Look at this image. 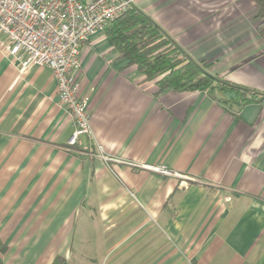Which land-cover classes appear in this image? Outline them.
I'll use <instances>...</instances> for the list:
<instances>
[{
    "label": "crops",
    "instance_id": "1",
    "mask_svg": "<svg viewBox=\"0 0 264 264\" xmlns=\"http://www.w3.org/2000/svg\"><path fill=\"white\" fill-rule=\"evenodd\" d=\"M134 6L212 76L264 94L253 0ZM80 60L93 135L70 147L52 70L20 73L0 47V261L264 264V103L236 112L220 92L156 96L105 32Z\"/></svg>",
    "mask_w": 264,
    "mask_h": 264
},
{
    "label": "built area",
    "instance_id": "2",
    "mask_svg": "<svg viewBox=\"0 0 264 264\" xmlns=\"http://www.w3.org/2000/svg\"><path fill=\"white\" fill-rule=\"evenodd\" d=\"M133 6L134 0H0V47L20 73L33 66L52 70L60 105L75 126L70 147L93 135L88 101L80 96L82 46ZM149 168L177 176L165 166Z\"/></svg>",
    "mask_w": 264,
    "mask_h": 264
},
{
    "label": "trees",
    "instance_id": "3",
    "mask_svg": "<svg viewBox=\"0 0 264 264\" xmlns=\"http://www.w3.org/2000/svg\"><path fill=\"white\" fill-rule=\"evenodd\" d=\"M256 11V33L264 40V0H253ZM106 36L120 59L128 61L143 76L142 83H153L156 96L167 92L221 93L217 100L238 112L250 103H264V94L244 89L212 76L211 64L195 62L144 12L133 6L105 29ZM0 264H3L0 261ZM52 264H70L57 256Z\"/></svg>",
    "mask_w": 264,
    "mask_h": 264
},
{
    "label": "water",
    "instance_id": "4",
    "mask_svg": "<svg viewBox=\"0 0 264 264\" xmlns=\"http://www.w3.org/2000/svg\"><path fill=\"white\" fill-rule=\"evenodd\" d=\"M214 77V76H213Z\"/></svg>",
    "mask_w": 264,
    "mask_h": 264
}]
</instances>
